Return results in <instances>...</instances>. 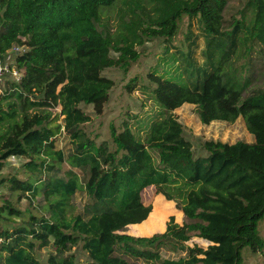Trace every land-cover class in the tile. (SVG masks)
<instances>
[{
  "label": "trees",
  "instance_id": "1",
  "mask_svg": "<svg viewBox=\"0 0 264 264\" xmlns=\"http://www.w3.org/2000/svg\"><path fill=\"white\" fill-rule=\"evenodd\" d=\"M228 2L0 0V64L13 52L14 66L23 71L19 79L11 78V65L0 72L5 80L0 172L10 157L25 159L24 175L0 176V186L17 193L18 201L42 196L38 213L9 198L0 204V264H131L133 258L146 264H243V247L264 249L259 230L264 219V87L246 94L250 79L243 81L229 61L241 26L252 41L264 43V0H247L250 23L236 21L230 33L222 26ZM114 6L120 8V23L111 33L99 23ZM186 15L198 21L208 39L205 65L186 62L188 53L182 63L186 83L151 71L150 93L158 109L151 120L138 121L145 136L128 118L111 124V139L98 143L82 127L91 115L80 104L103 113L115 86L103 71L111 66L128 70L141 55L137 46L147 40L161 37L170 44ZM184 103L197 104L206 124L243 116L255 141L207 140L208 153L196 156L174 112ZM58 104L63 122L49 108ZM65 131L74 143L68 150L56 145ZM152 185L175 200L190 221H171L165 232L150 236L120 232L148 220L151 206L142 192ZM79 191L92 200L83 212H75L72 203ZM195 235L208 247H186ZM168 245L180 253L187 248V253L165 257L160 250ZM78 246L87 252L86 261L72 251ZM42 247L51 248L45 261L37 254Z\"/></svg>",
  "mask_w": 264,
  "mask_h": 264
},
{
  "label": "rangeland",
  "instance_id": "2",
  "mask_svg": "<svg viewBox=\"0 0 264 264\" xmlns=\"http://www.w3.org/2000/svg\"><path fill=\"white\" fill-rule=\"evenodd\" d=\"M247 0H229L228 5L224 11V21L222 23L223 30L230 33L236 21L249 24L252 15L246 9L245 3ZM119 6L108 8L104 11L99 27L101 29L107 25L111 33H116L119 29ZM245 10V11H244ZM247 27L241 26L237 32V43L234 51L231 54L230 62L236 68L237 75L245 79H250V83L246 88L245 93L254 87H264V43L254 42L251 37H248ZM172 42L167 44L161 37L147 40L143 45H138L137 49L141 53L139 59L127 69L119 66H111L103 71V74L112 78L115 81V86L111 91V96L107 102L103 113L97 114L92 104L81 103L80 106L91 115V120L82 124V127L87 130L91 136L96 138V141L102 142L111 139L110 126L111 124H120L125 119L130 118L132 124H136V129H141L142 137L145 136L139 119L153 118L157 112L158 106L151 95L152 83L149 80V73L151 71H158L165 73L168 76H176L177 81L185 82L186 74H183L182 66L184 59L187 58L188 53L191 58H187L186 62H195L197 65H205L207 55L205 53L208 47V39L206 34L201 29L196 19L190 20L186 15L179 24L177 33L172 37ZM247 40L245 44L242 41ZM20 51L23 47H16ZM263 49V51H260ZM113 55L118 53L112 51ZM217 58V57H215ZM15 64V55L13 52L9 54L5 61L0 64V72H7L9 66L13 68L12 77L21 78L23 71L17 70ZM181 65V66H180ZM137 78L132 85L133 89L129 91L128 84L133 78ZM179 77V78H178ZM181 77V78H180ZM5 84L4 78L0 75V95H3V86ZM5 102V101H4ZM53 116L59 115L62 109L60 104L49 107ZM179 121L183 124L184 135L192 143L193 150L196 156L206 155L208 151L204 147L207 140H221L224 142L234 143L239 140L252 142L255 134L250 132L247 122L243 116H239L235 121L214 120L209 124L203 123L199 114L198 106L194 103H184L174 110ZM131 116V117H130ZM132 116H137L132 118ZM64 115H59V120L63 122ZM73 139L66 131L57 136V147H63L68 150L74 144ZM25 159L21 156H12L7 159L4 169L0 172V176L8 174H21L23 176L22 166ZM67 167L64 164V169ZM143 201L146 205L151 206L152 214L149 215L148 220L139 224L128 225L125 232L131 235L150 236L155 233L165 232L168 224L173 221L179 225H184L190 220L185 216L184 212L177 207L175 200H170L162 193H158L154 185L146 187L142 192ZM9 198L13 200L21 209L32 208L36 213L42 212L39 207V200L42 196L32 201L28 198H21L18 201V194L8 186H0V204L4 199ZM89 196L85 191H79L73 197L72 203L75 212L85 211L87 204L90 203ZM260 234L264 238V219L259 222ZM200 244L207 248L209 242L199 236H193L189 241H186L185 246H194ZM179 246L180 243H177ZM171 246V247H169ZM172 245L162 246L161 253L165 256L177 257L178 253L184 255L187 253V248L182 249L180 253ZM51 248L42 247L37 250V254L42 261L46 260L48 252ZM79 261H86L88 254L82 250L80 246L73 247V250ZM243 264H264V249L262 251H254L249 246L242 249ZM131 264H146L143 259H131Z\"/></svg>",
  "mask_w": 264,
  "mask_h": 264
},
{
  "label": "built area",
  "instance_id": "3",
  "mask_svg": "<svg viewBox=\"0 0 264 264\" xmlns=\"http://www.w3.org/2000/svg\"><path fill=\"white\" fill-rule=\"evenodd\" d=\"M3 240L0 238V245L2 244Z\"/></svg>",
  "mask_w": 264,
  "mask_h": 264
},
{
  "label": "crops",
  "instance_id": "4",
  "mask_svg": "<svg viewBox=\"0 0 264 264\" xmlns=\"http://www.w3.org/2000/svg\"><path fill=\"white\" fill-rule=\"evenodd\" d=\"M253 141H255V138H254V139H252V142H253Z\"/></svg>",
  "mask_w": 264,
  "mask_h": 264
}]
</instances>
